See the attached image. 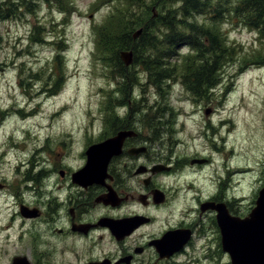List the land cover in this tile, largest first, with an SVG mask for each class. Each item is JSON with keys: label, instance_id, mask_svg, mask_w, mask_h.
Masks as SVG:
<instances>
[{"label": "rangeland", "instance_id": "1", "mask_svg": "<svg viewBox=\"0 0 264 264\" xmlns=\"http://www.w3.org/2000/svg\"><path fill=\"white\" fill-rule=\"evenodd\" d=\"M15 1L0 0V8L10 7ZM68 4L70 10L62 12L56 4L38 0L33 14L18 9L17 5L14 20L0 21V101L9 105L14 97L24 96L20 92L33 94L37 91L40 96H50L48 103L43 105L44 113L27 122L31 126L34 147L44 142V135L51 131L53 140L58 138L56 135L61 130L78 131L75 134L84 131L85 141L97 138L100 129L102 132L107 129L112 134L110 124L106 128L101 118L114 117L113 114L120 109L118 106L127 104L130 99V112L141 121L142 135L146 137L154 130L162 135V149L154 147L153 153L161 151L162 157L178 161V168L183 161L193 158L211 159V164L203 172L191 174L174 185L192 184L194 187L188 194L179 195V201L174 198L171 207H165L161 215V211L157 212L162 221L165 217L173 218L177 207L180 212L187 207L194 209L197 197L216 194L212 192L209 174L226 182L224 194L231 199L232 214L247 215L264 186V63H259L264 59V39L243 27L239 18L231 20L226 15L230 10L222 11L224 17H217L221 20L215 22L212 16L207 18L208 24L216 27L215 32L226 43L224 46L229 48L231 45L236 52L218 65L214 90L210 87L199 96L187 89L179 81L187 73L186 62L175 59L169 61L168 66H162L173 70L174 81L158 85L150 76L148 83L140 85V82H146V70L140 58L130 72V77H134V80L131 77L133 88L121 89L116 80H120L119 72L124 76L126 73L115 67L116 73L112 76L110 69H103V61L98 59L96 49L97 28L124 19L126 10H134V2L68 0ZM200 20L203 21L204 17L201 16ZM35 25L38 26L35 28ZM179 51L183 55L189 52L186 47ZM56 83L59 88L53 89ZM44 87L49 88L48 93H42ZM110 97L112 109L107 113ZM51 108L55 110L53 117ZM208 108L212 114L206 116ZM47 113L50 116L45 121ZM45 123L49 125L47 133L41 128ZM3 131L0 129V137ZM63 134V139L53 141L54 151L64 150L65 158L74 165L78 161L71 158L78 155L77 142L62 149L60 142L68 136L67 132ZM174 181L163 176L157 178L160 184ZM217 192L221 193L220 190ZM11 212L10 208L6 209V219ZM2 216L0 212V219ZM32 230L38 234L39 227H32ZM218 232L221 236L220 228ZM19 244L12 241L0 248V264L10 263V256ZM40 246H43L41 241L34 240L31 244L23 241L19 250H34ZM210 246V251L218 252V256H214V261L199 260L197 264H227L228 254L225 255L220 244L216 242ZM192 254L197 258V253Z\"/></svg>", "mask_w": 264, "mask_h": 264}, {"label": "flooded vegetation", "instance_id": "2", "mask_svg": "<svg viewBox=\"0 0 264 264\" xmlns=\"http://www.w3.org/2000/svg\"><path fill=\"white\" fill-rule=\"evenodd\" d=\"M15 2L18 9L23 8L29 14L35 12L38 4V0ZM22 15L27 13L22 12ZM7 18L14 20L13 15ZM183 47L190 51V47ZM188 56H178L186 62L187 73L179 81L187 89L192 82H197V69L201 67L188 65ZM117 59L123 63L118 68L126 73L124 76L119 72L117 86L121 89L133 88L130 72L136 67L135 61L132 65H125L120 53ZM145 70L146 82H140V85L150 80V72ZM173 78L174 75H171L163 82H172ZM58 88L56 83L53 89ZM42 90L45 94L49 88ZM40 94L37 91L33 94L20 92L24 96L14 97L9 105L0 101V129H4L0 137V212L3 213L0 219V248L12 241L31 244L35 240L43 244L35 247V251L19 250V244L10 256L9 264H197L199 260H215L214 256L216 258L219 253L210 251V244L216 242L225 252L218 232L217 211L211 207L220 203L230 212L232 210L231 199L224 194V180L214 179L209 174L212 192L216 194L197 197V200L194 196V209H182L181 205L183 212L177 207L170 220L159 218L165 207H171L174 198L179 201V195L188 194L194 187L192 184L184 187L174 185L191 174L203 172L211 164L210 158L183 161L178 168V161L162 157L161 151L153 153L154 147L162 149V135L155 130L150 132L152 136L142 135L141 121L130 112V99L127 104L118 106L119 111L113 114L114 117H109L110 121L106 116L101 118L106 128L110 124L112 134L107 129L104 132L100 129L97 138L85 141L84 131L75 134L78 131L61 130L56 135L58 138L53 140V131L47 133L49 125L45 123L41 126L47 133L44 142L34 147L31 126L27 122L44 113L43 105L50 99L48 94ZM51 112L53 117L55 110L51 108ZM49 116L47 113L44 120ZM82 124L85 125V122L82 121ZM64 132L68 136L60 142L62 149L77 142L78 155L71 158L78 161L74 165L65 158L64 150L55 152L53 148V141L63 139ZM121 132L125 134L120 137V151L108 162L106 175L101 170L89 178L83 176L88 148L117 137ZM119 145L114 144L113 147L118 150ZM160 176L175 181L160 184L157 182ZM219 190L221 193L217 192ZM7 208L12 212L6 219ZM159 211L160 215L157 214ZM32 227H39L38 234ZM179 238L180 244L176 243ZM194 252L197 258L192 254ZM227 256V264H230V257Z\"/></svg>", "mask_w": 264, "mask_h": 264}, {"label": "trees", "instance_id": "3", "mask_svg": "<svg viewBox=\"0 0 264 264\" xmlns=\"http://www.w3.org/2000/svg\"><path fill=\"white\" fill-rule=\"evenodd\" d=\"M43 3L56 4L61 11H69L68 0H40ZM134 2V10H126L127 16L115 23L111 21L97 28L96 49L103 69H110L113 76L115 67L122 65L117 61L120 50H132L134 61L138 58L150 72L151 81L162 85L164 79L173 75V70L162 68L176 55L183 57L180 48L190 47L187 56L188 65L200 66L197 82H192L189 90L199 96L208 88L215 89L218 65L227 57L231 58L236 49L231 45L226 48L222 36L209 25L207 18L219 21L222 11L232 18H239L248 30H255L264 39V0H124ZM142 2V3H141ZM15 3V2H14ZM155 7L157 16L152 8ZM17 5L0 8V19L14 15ZM66 13V12H65ZM203 16L204 20H200ZM242 16V17H240ZM198 17V18H197ZM206 19V20H205ZM142 28L138 38L133 33ZM214 29V30H213ZM102 58V59H101ZM199 62L198 65H196ZM259 63H264L262 59ZM122 68H119L121 70ZM132 79L134 77L131 75ZM167 81V80H166ZM107 113H110L111 97L108 99ZM110 121V118H107Z\"/></svg>", "mask_w": 264, "mask_h": 264}, {"label": "water", "instance_id": "4", "mask_svg": "<svg viewBox=\"0 0 264 264\" xmlns=\"http://www.w3.org/2000/svg\"><path fill=\"white\" fill-rule=\"evenodd\" d=\"M152 10L153 15L157 16L156 8L153 7ZM142 30V28L137 29L133 37L138 38ZM120 55L125 65L129 66L133 63L134 52L132 50L120 51ZM211 112L210 108L206 109V116H209ZM124 134L125 132H121L117 137L88 148V161L83 176L89 178L99 174L101 170H103V175H106L108 162L114 154L119 153L120 140ZM114 144L117 147L119 145L118 150L113 147ZM197 161L203 162L204 160ZM211 207L217 211L223 250L228 252L231 264H264V186L259 190L255 206L244 217L231 214L224 204L219 203ZM180 239L176 243H182Z\"/></svg>", "mask_w": 264, "mask_h": 264}, {"label": "bare ground", "instance_id": "5", "mask_svg": "<svg viewBox=\"0 0 264 264\" xmlns=\"http://www.w3.org/2000/svg\"><path fill=\"white\" fill-rule=\"evenodd\" d=\"M27 112H28V111H27ZM16 115H18V114H16ZM16 115H15V116H16Z\"/></svg>", "mask_w": 264, "mask_h": 264}]
</instances>
